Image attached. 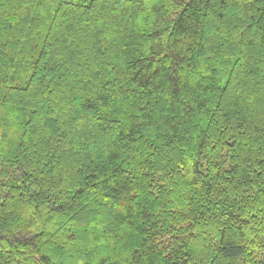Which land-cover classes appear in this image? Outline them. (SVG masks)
I'll use <instances>...</instances> for the list:
<instances>
[{"label":"trees","instance_id":"trees-1","mask_svg":"<svg viewBox=\"0 0 264 264\" xmlns=\"http://www.w3.org/2000/svg\"><path fill=\"white\" fill-rule=\"evenodd\" d=\"M0 264H264V0H0Z\"/></svg>","mask_w":264,"mask_h":264}]
</instances>
